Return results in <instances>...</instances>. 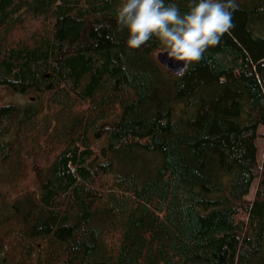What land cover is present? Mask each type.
<instances>
[{"label":"trees","instance_id":"1","mask_svg":"<svg viewBox=\"0 0 264 264\" xmlns=\"http://www.w3.org/2000/svg\"><path fill=\"white\" fill-rule=\"evenodd\" d=\"M121 3L0 0V264H264V0L180 74Z\"/></svg>","mask_w":264,"mask_h":264},{"label":"clouds","instance_id":"2","mask_svg":"<svg viewBox=\"0 0 264 264\" xmlns=\"http://www.w3.org/2000/svg\"><path fill=\"white\" fill-rule=\"evenodd\" d=\"M237 8L236 0H197L181 14L178 5L165 0H122L116 19L121 30L127 29L130 50L155 36L170 59L183 62L184 71L230 32Z\"/></svg>","mask_w":264,"mask_h":264},{"label":"rangeland","instance_id":"3","mask_svg":"<svg viewBox=\"0 0 264 264\" xmlns=\"http://www.w3.org/2000/svg\"><path fill=\"white\" fill-rule=\"evenodd\" d=\"M31 101H32L31 95H25L19 93L5 85L0 84V106L3 104H10V103L24 106L25 104H30ZM258 131H259V136L256 141L258 147L257 154L260 161H262L264 154V126L261 125ZM1 138L2 137H0V140ZM257 184H258V180L255 179L251 185L250 192L246 196L248 199H253V197L255 196Z\"/></svg>","mask_w":264,"mask_h":264},{"label":"water","instance_id":"4","mask_svg":"<svg viewBox=\"0 0 264 264\" xmlns=\"http://www.w3.org/2000/svg\"><path fill=\"white\" fill-rule=\"evenodd\" d=\"M156 59H157V61L159 60L163 64V66L166 69H168L169 71H171L172 73L180 74V73H182V72L185 71V70L184 71H181L182 68H183V62H179L178 63V62L170 59L168 57V55H167V52L164 51V50H160V51H158L156 53Z\"/></svg>","mask_w":264,"mask_h":264}]
</instances>
